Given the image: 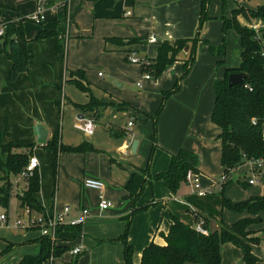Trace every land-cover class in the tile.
Masks as SVG:
<instances>
[{
	"label": "crops",
	"instance_id": "crops-1",
	"mask_svg": "<svg viewBox=\"0 0 264 264\" xmlns=\"http://www.w3.org/2000/svg\"><path fill=\"white\" fill-rule=\"evenodd\" d=\"M239 1L236 0L242 5L237 9L255 11L264 6V0ZM33 2L35 11L32 18L37 13V0ZM213 4L217 11L218 0H214ZM211 7L210 4L208 12ZM200 16L201 0H69L63 6L57 5L56 0H48L44 25L35 22L39 27L33 32L26 33L24 30L29 41L28 48L33 53L30 70L11 82L13 62L6 54L0 57V143L17 146L15 149L18 153L31 151V156L39 159L37 172L41 183L40 191L34 195V199L45 217L61 213L66 206H70L71 212L65 220L71 223L81 216L83 209L90 210V215L81 225L80 240H84L85 247L91 248V252L86 253L80 264H87L88 261L95 264L100 258H105L107 264H123L120 258L123 246H114L111 241H115L125 231L127 217L131 213V206L124 199L128 195L125 186L133 173L144 169L150 150L153 151L149 168L151 176L168 171L172 154L181 150L196 153L199 157L197 175L201 187L212 192L205 196L199 195L200 198L214 196L215 190L223 187L229 177L223 179L222 141L219 138L222 131L211 123L216 100L213 83L225 79L228 69L236 68L225 66L227 56L223 64H218L222 58L211 55L209 50L210 46L222 45L225 16L220 21L212 22L211 19L206 23L197 61L190 66L179 92L167 101L157 120L155 144L150 140L154 133V123L151 118L146 117L147 112L153 114L150 109L160 103L161 93L170 89L176 77L181 75L182 64L185 62L177 61L173 66H168L154 82L153 77L143 80V67L128 60L129 56L154 60L165 42L193 38ZM233 16L232 14L229 20ZM237 20L243 26L249 25V21L242 15ZM54 21L57 22L58 31L65 35V56L58 53L56 37L37 39L43 27L48 29L47 24ZM232 30L234 29L228 32ZM152 36L157 38V42H149ZM238 38L241 44L239 35ZM242 51L241 47L240 64ZM216 64L223 65L221 71L218 69L215 72ZM101 70L110 71L109 76L100 79L97 71ZM79 71L85 73L83 83L89 86L91 95L82 92L69 81L73 78L80 79L76 74ZM140 81L141 88L137 86ZM135 82L137 84L133 86ZM127 85H130L129 90L126 89ZM134 93H138L140 98L137 99ZM91 97L106 104L98 110V116H95V112H87L82 108L90 103ZM87 118L95 121L92 135L86 134L82 129V120ZM134 119L136 122L129 127L127 122ZM38 125L47 131V142L60 130V142L63 145L77 147L87 144L97 150L61 153L56 191L52 177H44V171L51 161L53 167L54 154L44 145L38 144ZM111 128L114 132H111ZM136 141L137 147L133 152ZM154 145L156 148L153 149ZM28 147L31 149L28 150ZM212 170H220L223 176L217 186L206 189L204 186H209L210 182L205 173L210 174ZM88 178L102 180L105 189H86L84 181ZM8 179L9 185L6 188L10 190L13 185L10 176ZM2 180L0 176V188L5 186ZM153 182L150 177L146 180L143 190L145 197L142 196L144 203L166 200L165 210L159 206L132 218L129 242L133 246V264H141L143 251L152 242L166 245L172 215L195 228L197 222L193 213L196 210L204 213L202 208H196L195 200L192 202L191 198L184 196V191L180 190L177 195H173L163 183ZM26 187V179L21 187L19 184L13 187L14 191H19L17 199L20 205L19 197L24 194ZM101 196L113 203L111 209H99ZM222 210L228 211L223 206ZM238 215L240 220L249 217L248 213ZM259 222L263 220L260 219ZM219 225L218 219L211 221L210 231L219 229ZM10 228L8 219L5 223L0 222V237L16 239L17 242L28 239V236L14 235ZM249 230L251 237L259 240V243L251 244L252 254L258 258L257 264H264V252L260 249L261 229L254 224ZM40 241L41 239H35L38 243H33V246L16 249L12 257L4 259L5 264H18L26 255L39 254ZM66 243L68 242L61 244ZM257 245L258 249L255 247ZM5 246L0 241V250ZM97 250L99 251L96 252ZM95 252L100 255L99 258ZM221 253L222 264H246L245 250L240 246L226 243L222 246ZM80 255H72V258Z\"/></svg>",
	"mask_w": 264,
	"mask_h": 264
},
{
	"label": "trees",
	"instance_id": "trees-1",
	"mask_svg": "<svg viewBox=\"0 0 264 264\" xmlns=\"http://www.w3.org/2000/svg\"><path fill=\"white\" fill-rule=\"evenodd\" d=\"M211 0H201V16L199 27L196 35L193 38L181 39L174 42H165L159 49L158 55L154 60H147L143 66V71L149 73L155 78L160 77L166 68L177 61H184L187 70L195 61L198 44L200 39V30L208 17V9ZM225 1V0H222ZM5 6L0 3V16ZM233 19L223 18V33L234 29L240 36L242 54L241 64L236 69H228L225 79L217 80L214 83L215 90V107L212 114V121L221 129L219 136L222 141V159L221 163L224 168V177H228L230 172L236 169L243 161L244 156L248 158H260L264 156V143L262 141L261 125H253L251 120L256 117L264 118V60L260 56L261 45L256 40V34L253 30L242 26L238 20V16H243L247 21L253 18L264 19V6L257 10H247L239 8L233 12ZM26 18H19L14 22L5 23L0 21V25L6 26L5 35L0 37V57L6 54L13 62V68L10 73V81L17 80L19 75L30 70V61L33 58V53L28 48L29 41L25 37L24 22ZM31 22H35L30 19ZM43 26L44 23H41ZM48 29H43L39 33L37 39H45L56 37L58 39V53L65 56L66 54V39L65 35L57 29V22H51ZM188 52L185 53V49ZM210 53L213 56L221 57L222 60L218 64H223L226 57V38H224L221 46L209 47ZM247 73L249 78L245 80L242 87L229 86V76L234 73ZM80 79L73 78L69 80L79 90L91 95L89 86L85 85L84 72L76 73ZM250 86L251 89L247 88ZM180 88L179 82L175 85L173 91L164 94V99L167 100L173 93ZM105 103L97 101L91 97V101L87 106L82 107L84 111L95 112V116L99 115V109L104 108ZM154 133L150 136V140L156 142V121L154 119ZM111 132L114 129L111 128ZM60 130L54 133L52 140L47 142L44 147L51 150L54 154L53 171L57 178L59 173V158L60 154L67 153H85L88 151H97L95 148L82 144L77 147L65 146L60 142ZM13 148H18L13 144L3 145L0 143V156L3 160L2 164L8 173L20 174L28 165L31 156V151L13 154ZM156 145L153 146V149ZM31 147H28L30 150ZM152 154L149 158V163L146 169H140L134 173L125 186L128 192L127 199L132 202V210L127 217L128 221L137 214L149 207L137 208L136 202L140 198L145 188L147 178L152 180L164 181L167 188L177 193L181 184L187 181L189 171L199 172V157L196 153L188 150H181L176 154L171 155V163L168 171L151 176L149 173ZM26 191L20 196L22 208L27 206V198L31 200V208L42 211V208L37 205L34 195L40 191V175L35 172V175L26 179ZM224 187V186H223ZM0 204L4 207L9 205V189L0 188ZM154 205V203H153ZM222 206L224 209L233 211L238 214L248 213L249 217L243 218L233 224L231 227H226L220 221L219 229L210 231L209 224L211 221H217L213 216H208L202 211L194 212L196 222L200 219L205 221L204 227L209 231L208 235H203L196 231L195 228L188 226L178 217L172 215V225L169 233L166 236V245H159L152 242L143 251L141 264H222V246L226 243H233L242 247L245 250L244 261L246 264H257L258 258L252 254L251 245H247L242 238L251 234L249 228L259 222V215L264 212V197H253L247 202L234 203L223 196ZM32 209V210H33ZM128 230L122 236L121 240L125 244V263L133 264V246L128 242ZM82 234L81 225H63L57 230V237L63 242H71L80 238ZM253 243H259L258 239H253ZM41 249L37 255H26L18 264H46L52 257H61L70 248L60 244L53 247V243L48 236H44L40 241Z\"/></svg>",
	"mask_w": 264,
	"mask_h": 264
},
{
	"label": "rangeland",
	"instance_id": "rangeland-1",
	"mask_svg": "<svg viewBox=\"0 0 264 264\" xmlns=\"http://www.w3.org/2000/svg\"><path fill=\"white\" fill-rule=\"evenodd\" d=\"M33 1L34 0H0V2L3 3V5L5 6V8H3V10H2V15L0 16V21L14 22L19 17L20 18H26L29 20L24 22V25H23L24 30L26 33H27V31H28V33L33 32L36 28L39 27L38 24L30 21V19H32V16L34 15V11H35V9H34L35 3ZM238 1L239 0H237V2ZM213 2H214V0L210 1V4L212 5V7L210 9V12H208L209 19L204 22L202 29L200 30V39H202V40H203V31H204L205 26L207 25L206 23L208 21H210L211 19H212V22L220 21L221 18L224 16H225L224 18L231 19L233 11L235 9H237V7L239 5H242L243 3H245V2H241V1H239V2H241L242 4L237 3L236 0H225V1L218 0L219 8L217 11H215ZM208 11H209V9H208ZM199 22H200V20H199ZM199 22H198V27H199ZM198 27H197V30H198ZM244 27H246V26H244ZM224 38H226V54H227L226 55L227 56V59H226L227 63H225V66L226 67L230 66V68H238L239 64H240V48H241V44L239 42L238 34L235 30H232L230 33L229 32H228V34L226 33V35H224V33H223V36L221 37L222 43H223ZM199 44L197 47L196 57H195V61L193 62V64L197 61V56H198V51H199V46H200ZM141 58L145 59L144 57H140L139 59H141ZM173 65L174 64H172V66ZM222 67H223V65H217L216 64L215 65V72L218 69H219V71H221ZM189 70H187L185 64H182L181 75L179 74L176 77V79L173 82L172 87L170 89L165 90L161 93L160 103L155 108L150 109L151 112H153V114H150L147 112L146 117L151 118L153 121L155 119L156 127H157V120L160 118L167 101H169L173 97V95L177 94V92H179V90L176 91L175 93H173L172 96H170V98H168L167 100L164 99V94L167 92L173 91L175 85L178 82H179V85L181 86V83L184 80V78L187 76V74L189 73ZM97 74H98L99 78L102 79L103 76H106V75L109 76L110 71L101 70V71H97ZM160 77H158V78L153 77V81L155 82L156 79H159ZM136 82L133 83V86H136V84H137ZM214 83H213V88H214ZM129 88H130V85H127L126 89L129 90ZM136 89H137V87H135V90ZM134 95L137 99L140 98L138 93H134ZM100 101H102V100H100ZM132 122L135 123L136 120L134 119V120H132ZM211 123L213 126H215L212 119H211ZM127 124H128V122H127ZM151 151L152 150H150V153L147 155V163H146V166L144 167V169L147 168V165L149 163V158H150V155L152 153ZM11 152L13 154L18 153L15 148H13ZM0 156H4V155L0 154ZM152 157H153V154H152ZM2 161L3 160L0 158V171L2 173V174L0 173V176L3 179L2 181L5 185L4 188H6L9 185V179H8V173L5 170V167L3 166ZM44 168H45V165H44ZM52 168L53 167H52V161H51L50 164L46 167V171H44V177L46 179H51V177H52V179L55 183L54 191H56V189H57L56 179L57 178L55 177L54 171L52 170ZM191 172H194V171H191ZM205 175L207 176L206 179L210 182L209 186H204V188H206V189H211L213 186H217L218 183L221 181L220 180L221 177L223 176L222 173L220 172V170H216V171L212 170L210 174L205 173ZM248 177L249 176L246 175V168L245 167H241L239 169H234L233 171L230 172L229 177L226 180L224 187H221L220 189L218 187L217 190H215L214 196L210 195V196H207L204 198L199 197V194H198L197 190L195 189L194 185L188 181H185L181 184V186H180V188L176 194L171 192L167 188V186L165 185L164 181H162V180H153L154 181L153 183H155V182L163 183L164 187L169 192H171L173 195H177L180 190H181V192L184 191L183 192L184 196L191 198L192 202L195 200L194 204L196 205V208H202L206 215L213 216V217L217 218L219 221H222L226 227H231V226H233V224H235L236 222H238L240 220V215H238V213L236 214L235 212L230 211V210L223 212V210H222L223 196H225L227 199L231 200L234 203L247 202L248 200H250L253 197H264V182L256 184L254 186H247L245 182L248 181ZM262 178H264V174L262 175ZM88 179H91V178H88ZM10 181H11V184L13 185V187L14 186L17 187L18 184H19V187H21L25 183V179L21 176V174H14V173L10 175ZM13 187L9 190V205H8V207L6 208L0 204V216L5 215L6 218L9 220L10 225H11V228L9 230L11 231V233H13L16 236H28L27 237L28 239L23 241V242H17L16 239H10L9 240L6 237H0V241L6 244V246L0 250V260H1L0 264H5L4 259H6L8 257H12L14 255V253H15L14 251L16 249H19V248L24 247V246H31V245L33 246L34 245L33 243L39 242V241L35 242V239L40 240L43 237L42 233L40 231H38V229L35 230L34 228H31L30 226L18 227L17 223L19 221H29L30 218L32 220H40V219L44 218L45 216L40 211L35 210L38 208H34V209L31 208L32 205H30L31 200L29 197L27 198V201H28L27 206L22 209L21 205L19 204L18 199H17V195L19 194V191H17V190L14 191ZM158 193H160V192H158ZM142 196L145 197V193H142V195L140 196V198L136 202L135 206L137 208H142V207H146L147 205H149V207L146 208L145 210H143L142 212L137 213V214H141V213H144L148 210L158 208L159 206L161 209L165 210L164 207L166 204L164 202H166V200H160V201L159 200H155V201L150 200V201L144 203ZM124 199L129 202V205L131 206V210H132L131 200L127 199V196H125ZM153 203H154V205H153ZM162 204H164V205L161 206ZM26 208L33 209V210L31 211V213H28L26 211ZM215 212H217V213H215ZM193 215H194V213H193ZM194 217H195V215H194ZM259 219H262L263 222H261V223L257 222V223H255V225L256 226L258 225V228L261 229L260 236H261L262 242L260 243V249L263 251V246H264V212L261 214V216L259 215ZM195 220H196V218H195ZM128 225H129V230H128V242H129V233H130L131 227H132V219H131V221H128V220L126 221V228H125L124 233L120 237L115 239V241H111V243L114 246H117V244L123 246V250H122L123 253L121 254V257H120L123 261V264H125V244L121 240V238L126 233V231L128 229ZM242 240L247 245H251L253 243V238L251 237V234L244 236L242 238ZM51 242L54 245L53 247H57L61 243H63V240H61L57 237L56 241H53L51 239ZM64 246L69 247L70 250L74 249L78 246H81V247H83L84 250L82 249L81 255L79 257H76L75 259L72 258V255H71L70 250H69V251L65 252L61 257H58L55 259H53L54 257H52L51 259H53V261L51 263L48 262V264H80L81 259L86 255V253L91 252V248L87 249V247H85V245H84V240H80V238L76 239L74 241L68 242ZM255 247H256V249H258L259 245L255 246ZM98 251L99 250H97L96 252H98ZM97 256L99 258L100 255L98 253H96V257ZM116 256H117V253H116ZM87 264H91V262L88 261ZM95 264H107V261L105 258H100L99 260L96 261ZM111 264H118V263L113 262Z\"/></svg>",
	"mask_w": 264,
	"mask_h": 264
},
{
	"label": "built area",
	"instance_id": "built-area-1",
	"mask_svg": "<svg viewBox=\"0 0 264 264\" xmlns=\"http://www.w3.org/2000/svg\"><path fill=\"white\" fill-rule=\"evenodd\" d=\"M69 0H56V4L63 6L67 4ZM48 0H37V13L32 18L36 23L41 24L45 21V10H47ZM248 29L253 30L256 34V40L261 45L260 50V56L264 60V19L263 18H253L251 21H249V25L247 26ZM5 29L6 26L0 25V37H3L5 35ZM150 43L157 42V38L155 36H152L150 38ZM129 62L131 63H137L142 65H146L147 60L146 59H139L134 56L128 57ZM152 75L149 73H144L143 80H149L152 79ZM137 86L139 88L142 87V81H140ZM247 88L251 89L250 86L246 85ZM83 131L88 134L92 135L95 131V121L92 118L83 119ZM252 124L257 126L261 125L262 127V141L264 143V118L258 119L256 117L252 118L251 120ZM129 127L133 126V122L128 123ZM40 166L39 159L35 156H31L29 159V163L26 166V168L23 170L21 176L25 179L31 178L35 175V172H37L38 168ZM241 167L246 168V175L248 177L247 183L250 186L259 184L264 182V178H262V175L264 174V156L260 158H248L244 156L242 163L236 168L239 169ZM224 177L223 179H225ZM187 181L192 183L197 190L198 194L201 196L208 195L212 192H209L201 187L200 181L198 179L197 173L189 172L187 174ZM84 187L86 189H93L97 191H103L105 189V184L99 180V179H86L84 181ZM113 207V203L109 200H106L104 196L100 197L99 202V209L101 211H107ZM26 211L28 213H31V209L27 208ZM71 212V207L66 206L64 208V211L58 214H55L50 217H44L40 220H32L30 218L29 221H19L17 225L19 227L21 226H30L31 228L39 229L43 236H48L53 241L57 240V230L63 226V225H82L85 223L87 217L90 215V210L88 208H85L81 212V216L74 220L71 223H67L65 218L67 214ZM0 222H7V218L5 215L0 216ZM205 221L203 219H200L199 223L195 226V229L197 232L208 235L209 231L205 229L204 227ZM264 252V248H263ZM71 255L78 256L82 253L81 247H76L70 251ZM55 259V258H53ZM53 259L50 260L53 261Z\"/></svg>",
	"mask_w": 264,
	"mask_h": 264
},
{
	"label": "water",
	"instance_id": "water-1",
	"mask_svg": "<svg viewBox=\"0 0 264 264\" xmlns=\"http://www.w3.org/2000/svg\"><path fill=\"white\" fill-rule=\"evenodd\" d=\"M187 52H188V48L185 49V53ZM248 78H249V74L243 73V72L231 74L229 76V81H228L229 86L230 87H233V86L242 87L244 85L245 80ZM36 134L38 136V144L45 145L47 142V138H48V133L45 130V128L41 125H38L36 128ZM136 147H137V141L134 143L133 152H135Z\"/></svg>",
	"mask_w": 264,
	"mask_h": 264
}]
</instances>
